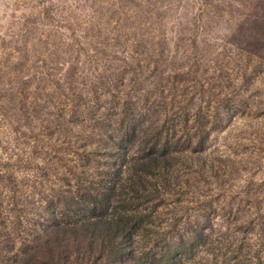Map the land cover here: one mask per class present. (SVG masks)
<instances>
[{"label":"rangeland","instance_id":"rangeland-1","mask_svg":"<svg viewBox=\"0 0 264 264\" xmlns=\"http://www.w3.org/2000/svg\"><path fill=\"white\" fill-rule=\"evenodd\" d=\"M48 247L264 264V0H0V264Z\"/></svg>","mask_w":264,"mask_h":264},{"label":"trees","instance_id":"trees-1","mask_svg":"<svg viewBox=\"0 0 264 264\" xmlns=\"http://www.w3.org/2000/svg\"><path fill=\"white\" fill-rule=\"evenodd\" d=\"M93 233H95L93 235H96V238L92 237L91 241H89L90 248H97V245H99L100 250L106 251V252L109 250L110 253L108 252V256H114V257H119L124 253V250L121 247L122 242H120L119 244L115 243L116 238H115V241H113L112 238H110V235H107L106 233H103V232L99 233V228L95 229ZM47 249L48 250H46L47 251L46 259L43 264H57L58 261H55V258L61 255L62 251L54 250L52 247H48ZM21 261L23 262H20V264H28L24 260H21ZM30 264H34V263L31 262Z\"/></svg>","mask_w":264,"mask_h":264}]
</instances>
